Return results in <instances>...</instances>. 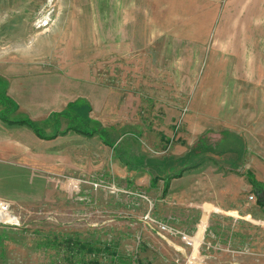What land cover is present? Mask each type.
<instances>
[{"label":"crops","instance_id":"1","mask_svg":"<svg viewBox=\"0 0 264 264\" xmlns=\"http://www.w3.org/2000/svg\"><path fill=\"white\" fill-rule=\"evenodd\" d=\"M247 6L252 9L247 11L248 28L255 31L251 39H227L226 47L210 49L206 56H173L165 61L173 77L166 69L157 70L147 54L134 55L131 63L126 60L142 96L87 83L74 71L60 86L8 82L7 90L0 91L2 99L9 100H3L6 105L0 102V197L13 201L31 197L37 185L33 187L28 178L41 183L61 172L97 171L101 165L90 168V152L101 145L112 153L110 175L118 186H129L115 190L130 196L134 195L121 189L141 191L149 198V204L140 198L145 202L141 211L147 215L145 232L160 233L154 220L196 236L194 264L206 263L202 248L220 251L219 238L246 233V218L251 215L246 211V188L257 201L253 185L261 190L264 183V157L247 156L246 147L255 141V123L264 124V20L253 16L264 0H246ZM213 27L210 23L205 29ZM196 73H202L197 86ZM91 131L93 135L86 134ZM92 136L97 140L93 145ZM74 141L82 153L74 152ZM116 199L123 204L133 201L128 205L134 209L143 205ZM259 209L261 215L253 221L264 230V203ZM4 229L0 226V231ZM173 246L166 251L174 256L192 253L180 241L179 251Z\"/></svg>","mask_w":264,"mask_h":264},{"label":"rangeland","instance_id":"2","mask_svg":"<svg viewBox=\"0 0 264 264\" xmlns=\"http://www.w3.org/2000/svg\"><path fill=\"white\" fill-rule=\"evenodd\" d=\"M250 6L246 8V0H0V91L18 81L34 87L42 82L60 86L70 81L72 71L83 74L87 83H94L90 70L93 64L99 68L97 61H128L137 54H147L157 70H168L166 73L173 77V69L165 62L173 56H206L210 49L226 47L227 39H251L255 31L248 28ZM253 16L264 20V7ZM210 23L214 27L208 31L205 28ZM201 74H195V86L202 80ZM168 83L172 86L171 78ZM261 122L253 127L255 141L246 143L247 156L264 157ZM90 141L93 145L97 140L92 136ZM78 144L74 141V152L80 154ZM111 155L109 149L96 145L89 163L92 170L101 165L97 171L89 175L61 172L57 178L46 176L41 183L28 178L33 187L37 185L31 197H16L15 201L0 197L11 202L21 225L3 226L0 231V264H60L61 255L57 258L55 249L74 245H88L91 250L105 246L125 258L113 264L183 263L190 254L174 256L166 251L172 244L179 248L178 238L165 240L157 233L145 232L141 210L149 198L141 191L121 189L134 195L130 196L115 190L129 186H118L110 175ZM254 187L260 199L248 200L252 190L246 188V211L251 214L246 218V233H234L228 240L219 238L223 245L220 251L202 248L199 253L207 257L205 264H230L232 260L264 264V230L254 222L262 212L259 204L264 203V183L261 190L258 185ZM116 197L143 205L134 209L128 205L133 201L123 204ZM106 250L104 257L97 258L100 264H110L104 259Z\"/></svg>","mask_w":264,"mask_h":264},{"label":"built area","instance_id":"3","mask_svg":"<svg viewBox=\"0 0 264 264\" xmlns=\"http://www.w3.org/2000/svg\"><path fill=\"white\" fill-rule=\"evenodd\" d=\"M145 54H140L141 58ZM128 60L130 62L134 58ZM103 60V59H102ZM97 61L99 68L96 69L94 64L91 66V78L95 84H101L103 86L113 88V89H128L131 92H134L136 95L142 96L144 93L140 90V87L137 88L135 81L137 76L134 71L131 69H126L128 62L121 59L111 58L106 59L107 61ZM131 63V62H130ZM248 200H254L253 195H249ZM12 205L0 199V226H15L21 227L20 221L13 210H11ZM144 219H147V215L144 216ZM149 222V221H148ZM153 225L158 228L160 233H157L161 238L168 240V238H178L180 242L184 243L187 247L190 248L192 253L182 264H194L193 258L197 257V249L199 244L196 242V236L191 234L184 233L180 230H177L174 227H171L165 223L159 221H152ZM178 251L180 250L177 248ZM179 253V252H178Z\"/></svg>","mask_w":264,"mask_h":264},{"label":"trees","instance_id":"4","mask_svg":"<svg viewBox=\"0 0 264 264\" xmlns=\"http://www.w3.org/2000/svg\"><path fill=\"white\" fill-rule=\"evenodd\" d=\"M9 102V100L7 99H2V94L0 95V102L4 105L5 102ZM26 124H28L30 127H32V129L34 130V132L38 133V129L36 127H34V125H32V123L29 122H25ZM74 130L80 132L81 129H77L74 128ZM88 135H93V132H88L86 133ZM125 163V162H124ZM126 164V163H125ZM254 186V185H253ZM104 249L106 250V247L103 246V249H101L100 247H98L97 249H93L91 250V246L85 245L82 247H78L77 245L74 246H70V247H66V249L63 250H57L55 249V256L58 258L60 257V259L58 261H61L62 263L60 264H100L99 261L97 260L98 257L102 256L104 257ZM89 250V252H88ZM60 254V255H58ZM91 256L94 258L91 259ZM108 256V257H107ZM124 257H122V255H119L116 253V251L114 250H106L105 251V258L104 259H108L110 261V264L113 263H117V261H120L121 259H123ZM125 259V258H124ZM118 264H124V263H118ZM126 264H133L130 261Z\"/></svg>","mask_w":264,"mask_h":264}]
</instances>
